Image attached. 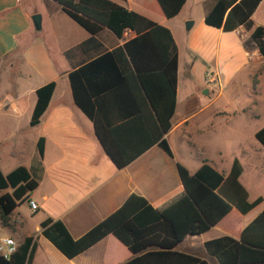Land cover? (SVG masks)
<instances>
[{
	"label": "crops",
	"instance_id": "obj_1",
	"mask_svg": "<svg viewBox=\"0 0 264 264\" xmlns=\"http://www.w3.org/2000/svg\"><path fill=\"white\" fill-rule=\"evenodd\" d=\"M113 1L130 10L133 5L155 13L159 20L153 21L167 27L174 39L175 105L170 127L162 135L170 155L156 143H148L150 124L153 126L149 108L141 102L140 108L135 109L128 97L105 96L93 110L101 123L111 122L110 128L123 124L115 129L117 144L125 148V154L144 147L117 168L104 153L92 121L72 98L69 72L121 46L134 36L133 30L124 29L120 36H115L103 28L91 35L70 19L55 0H0V79L4 83L0 89V172L6 174L21 165L37 179L27 199L12 210L10 225L0 226V239L10 237L17 245L29 238V246L33 245L29 264L121 263L134 254L113 235L106 234L67 258L42 235L40 222L46 217L58 220L70 237L76 239L118 208L129 194L153 203L179 187L178 165L193 173L206 162L225 177L236 160L240 166L237 182L245 192L244 202L259 198L258 202L235 224L210 226L201 233L186 234L173 247L208 264H219L205 249L204 242L224 235L236 238L264 208V148L254 138V132L264 125V118L259 121L264 116V60L243 26L223 31L204 24L203 16L211 0H184L170 18L162 16L155 0ZM263 4L264 0H260L250 16L254 25H264V15H260V20L254 19ZM193 5L196 11H192ZM33 14L39 15L38 29L32 23ZM187 20L191 21L189 27L196 25L186 41L194 56L184 71L186 82L180 85L176 37L178 23L186 24ZM113 62L114 65L101 62L88 67L84 79L77 82V86L79 83L88 90L82 93L87 105L95 95L104 93L105 90H98L101 86L117 78L121 65ZM207 69L217 74L220 84L213 83L219 85L214 94H210L211 85L204 83ZM50 81L54 87L47 105L38 122L30 125L34 91ZM240 82L249 85L238 105L235 87L225 89L231 83L241 86ZM89 91H93L90 98ZM128 111L132 113L128 118L117 120ZM40 137L41 155L37 150ZM218 191L232 203L238 201L243 206L241 191L235 185L223 183ZM27 200L36 203L35 211H30Z\"/></svg>",
	"mask_w": 264,
	"mask_h": 264
},
{
	"label": "trees",
	"instance_id": "obj_2",
	"mask_svg": "<svg viewBox=\"0 0 264 264\" xmlns=\"http://www.w3.org/2000/svg\"><path fill=\"white\" fill-rule=\"evenodd\" d=\"M61 10L87 33L93 35L103 28L120 36L124 29L134 31V36L121 46L106 51L81 67L69 72L72 98L76 106L92 121L94 132L104 153L117 168L124 166L144 147L130 154L116 142L115 129L111 122L101 123L93 107H99L105 96L128 97L135 109L142 102L150 111V139L166 154L169 147L162 135L170 127L174 111L177 48L167 27L127 9L113 0H55ZM260 0H211L203 16L204 24L234 30L238 26L248 31L258 54L264 60V25H254L250 16ZM162 16H174L184 0H155ZM119 63L117 78L100 87L101 95H95L89 105L84 102L87 88L77 86L84 79L85 70L96 63ZM121 63V64H120ZM52 81L35 89V103L29 124L34 125L44 111L52 93ZM107 88V89H102ZM88 98L93 91H89ZM128 111L117 120L128 118ZM107 128V129H106ZM254 138L264 148V125L254 132ZM37 150L42 153V138L37 140ZM240 166L233 161L229 173L223 177L208 163L203 162L193 173L178 165L181 185L153 203L142 196L129 194L113 212L89 228L80 237L73 239L58 220L46 217L40 222L42 235L65 257L72 258L106 234L113 235L134 254L118 264H208L203 259L180 253L173 247L186 235L198 234L210 226L225 227L235 224L240 216L259 198L244 202L245 192L237 177ZM231 183L241 191V201L232 203L222 196L218 188ZM37 179L21 165L6 174L0 172V226L8 227L12 210L27 199L36 187ZM25 238L15 250L3 258L0 264H29L33 245ZM155 248L149 250V248ZM205 249L215 256L219 264L264 263V208L257 213L238 233L236 238L224 235L204 242ZM141 252V253H140Z\"/></svg>",
	"mask_w": 264,
	"mask_h": 264
},
{
	"label": "rangeland",
	"instance_id": "obj_3",
	"mask_svg": "<svg viewBox=\"0 0 264 264\" xmlns=\"http://www.w3.org/2000/svg\"><path fill=\"white\" fill-rule=\"evenodd\" d=\"M131 6V8L134 10V11H136V12H139V13H142V14H144L145 16H148V17H150L152 20H159V18H158V16H156L155 15V13H150V12H147V11H145V10H142V9H140V8H138V7H136V6H133V5H130ZM197 10V8L195 7V5H193V7H192V11H196ZM259 12L258 13H256L255 15H254V19L255 20H260V18H261V16L260 15H264V4L259 8V10H258ZM188 21V20H187ZM196 29V25H193L192 27H187L186 28V24L184 23V22H179L178 23V35H177V37H176V40H177V43H178V47H179V56H178V71H179V75H178V82H179V84L181 85L182 83H184V82H186L185 80H186V78H185V73H184V71H185V69H186V65L188 64V62L193 58V56H194V54L191 52V51H189L188 49H187V47H186V41H187V38L191 35V34H193L194 33V30ZM181 43H184V45H182ZM199 57L198 56H196V60L198 59ZM0 78H1V71H0ZM215 82H218V81H215ZM204 83L205 84H208V85H211L210 87H209V89L212 91V93H210V94H214V93H216L219 89V82H218V84L216 83V84H213L214 82H212V84H209V83H207L206 81H205V79H204ZM243 84L244 85H247V86H243ZM240 85L241 86H235V83H231V84H229L227 87H226V89H225V91H228V88H230V87H235V89L237 90V92H238V94H239V96H238V98H237V101H236V104H241L242 103V100L241 99H243V97H244V94H245V90H247V88H248V85H249V83H246V82H240ZM4 86V83H3V81H2V79H0V89L2 88ZM198 91L200 90V92L202 91L201 89H197ZM203 90H205V89H203ZM209 90V91H210ZM225 100V99H224ZM226 103H227V101H226ZM230 106V105H229ZM262 118H264V116L262 115V116H260V118H259V121L260 120H263ZM244 135L246 136V134H248V130L247 129H245L244 130ZM2 134V133H1ZM1 134H0V136H1ZM252 139H254L253 138V136H252ZM259 190V188H255V191L256 190Z\"/></svg>",
	"mask_w": 264,
	"mask_h": 264
},
{
	"label": "built area",
	"instance_id": "obj_4",
	"mask_svg": "<svg viewBox=\"0 0 264 264\" xmlns=\"http://www.w3.org/2000/svg\"><path fill=\"white\" fill-rule=\"evenodd\" d=\"M204 79L207 83H212L217 81V74L210 70L204 71ZM28 208L30 211H35L37 208L36 203L33 200H27ZM15 242L10 237H4L0 239V255L3 258H8V256L15 250Z\"/></svg>",
	"mask_w": 264,
	"mask_h": 264
},
{
	"label": "water",
	"instance_id": "obj_5",
	"mask_svg": "<svg viewBox=\"0 0 264 264\" xmlns=\"http://www.w3.org/2000/svg\"><path fill=\"white\" fill-rule=\"evenodd\" d=\"M31 19H32V23L34 25V28L35 29H38L39 28V15L38 14H33L31 16ZM191 24V21H187L186 22V26L189 27ZM204 92V91H203Z\"/></svg>",
	"mask_w": 264,
	"mask_h": 264
}]
</instances>
